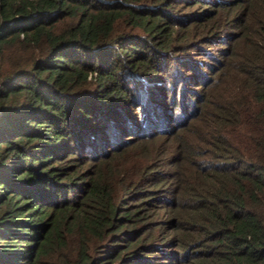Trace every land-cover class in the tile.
Segmentation results:
<instances>
[{
    "label": "trees",
    "instance_id": "obj_1",
    "mask_svg": "<svg viewBox=\"0 0 264 264\" xmlns=\"http://www.w3.org/2000/svg\"><path fill=\"white\" fill-rule=\"evenodd\" d=\"M0 264H264V0H0Z\"/></svg>",
    "mask_w": 264,
    "mask_h": 264
},
{
    "label": "rangeland",
    "instance_id": "obj_2",
    "mask_svg": "<svg viewBox=\"0 0 264 264\" xmlns=\"http://www.w3.org/2000/svg\"><path fill=\"white\" fill-rule=\"evenodd\" d=\"M218 45L217 46H209V47H206V48H204V47H202L203 49H204V51H206V52H210L212 55H214V53H213V51H216V50H218L219 51V49H218ZM223 48V47H222ZM204 51H203V55L205 54L204 53ZM215 54H219V53H215ZM221 57L220 56H218L217 57V59L215 60V61H210V60H207V62H209V64H211V65H214V66H217V62H221Z\"/></svg>",
    "mask_w": 264,
    "mask_h": 264
}]
</instances>
